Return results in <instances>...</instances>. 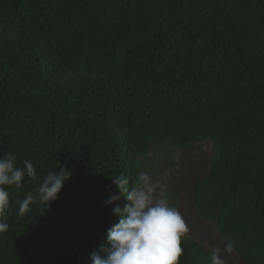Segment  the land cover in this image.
I'll list each match as a JSON object with an SVG mask.
<instances>
[{"label":"trees","instance_id":"trees-1","mask_svg":"<svg viewBox=\"0 0 264 264\" xmlns=\"http://www.w3.org/2000/svg\"><path fill=\"white\" fill-rule=\"evenodd\" d=\"M207 140L193 204L264 264V0H0V157L37 173L7 188L0 264H92L119 219L113 178ZM63 167L57 199L19 214ZM181 246L179 264H210L204 243Z\"/></svg>","mask_w":264,"mask_h":264},{"label":"clouds","instance_id":"clouds-1","mask_svg":"<svg viewBox=\"0 0 264 264\" xmlns=\"http://www.w3.org/2000/svg\"><path fill=\"white\" fill-rule=\"evenodd\" d=\"M36 175L35 165L30 160H25L20 167L10 151L0 157V232L9 227L4 220L10 208L7 188H20L25 176L35 179ZM71 175L65 167L48 171L36 195L27 193L20 201L19 214L29 210L33 203L49 206ZM112 183L119 191L109 195L103 203L114 205L111 212L119 219L107 230V244L102 246V254L92 255V264H179L184 251L181 240L188 226L178 209L169 204L164 192L158 191L159 182H154L148 172L140 171L131 184L124 175L113 178ZM122 196L128 201L123 206L118 203ZM233 249L230 241L223 248L215 247L210 264H225L221 253L228 255Z\"/></svg>","mask_w":264,"mask_h":264},{"label":"rangeland","instance_id":"rangeland-1","mask_svg":"<svg viewBox=\"0 0 264 264\" xmlns=\"http://www.w3.org/2000/svg\"><path fill=\"white\" fill-rule=\"evenodd\" d=\"M212 150L213 144L209 140L195 142L181 150L171 149L166 153L172 156L169 159L163 157L162 161L157 163L156 169L152 167L154 172L147 169L150 168L148 165L151 162L150 156H152V153H149L143 167L154 182H159L158 191H163L167 198L169 192L171 193L168 187H173L176 190L177 209L188 226L185 236H191L204 243L211 251L217 246L223 248L226 241L218 234L212 221L205 220L200 216L193 204L192 190L194 180L207 169ZM159 155L163 156L164 153ZM154 161L159 162L158 160ZM221 255L225 264H246L234 250L231 254L221 253Z\"/></svg>","mask_w":264,"mask_h":264}]
</instances>
